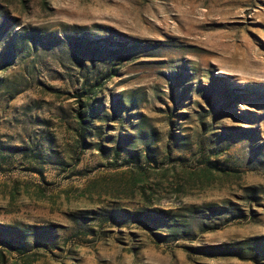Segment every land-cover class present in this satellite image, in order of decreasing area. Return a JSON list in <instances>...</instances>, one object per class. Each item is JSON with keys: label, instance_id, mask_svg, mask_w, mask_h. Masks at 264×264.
<instances>
[{"label": "rangeland", "instance_id": "rangeland-1", "mask_svg": "<svg viewBox=\"0 0 264 264\" xmlns=\"http://www.w3.org/2000/svg\"><path fill=\"white\" fill-rule=\"evenodd\" d=\"M247 45L264 0H0V264H264Z\"/></svg>", "mask_w": 264, "mask_h": 264}, {"label": "trees", "instance_id": "trees-1", "mask_svg": "<svg viewBox=\"0 0 264 264\" xmlns=\"http://www.w3.org/2000/svg\"><path fill=\"white\" fill-rule=\"evenodd\" d=\"M86 121H87L86 119H81V122H83V123ZM81 137L83 138V134H81ZM154 212L155 211H151V213H149V214H147V213L141 214V213L137 212V213L133 214L131 218H133L134 220H137L138 222H148V223L162 221L163 218H161V215L163 213L162 212H156L155 214H152ZM19 232L20 231L18 229H15V228L12 229L11 227H0V235L2 236V238H0V245L7 244L9 248L18 250L17 246H19V245L15 239H16V237H18ZM8 236H9V238H8Z\"/></svg>", "mask_w": 264, "mask_h": 264}, {"label": "bare ground", "instance_id": "bare-ground-1", "mask_svg": "<svg viewBox=\"0 0 264 264\" xmlns=\"http://www.w3.org/2000/svg\"><path fill=\"white\" fill-rule=\"evenodd\" d=\"M246 52L248 53L249 56H251L253 59H260L264 61V58L261 57L260 55L262 54L261 52H259L258 50H256L253 46L251 45H247L246 46ZM245 53V51H244ZM250 57V58H251ZM255 61V60H253Z\"/></svg>", "mask_w": 264, "mask_h": 264}]
</instances>
